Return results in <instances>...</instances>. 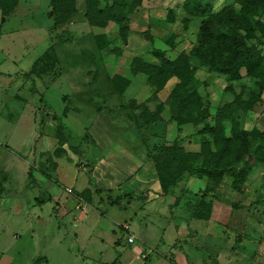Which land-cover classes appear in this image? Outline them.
I'll return each instance as SVG.
<instances>
[{
	"label": "rangeland",
	"instance_id": "obj_1",
	"mask_svg": "<svg viewBox=\"0 0 264 264\" xmlns=\"http://www.w3.org/2000/svg\"><path fill=\"white\" fill-rule=\"evenodd\" d=\"M50 1L21 0L17 19L6 24L0 41V162L8 159L13 167L12 176L3 170L9 162L0 167V179L6 183L0 197V264H37L39 257L46 258L39 264H105L122 252L129 254L130 264H186V259L189 264H264V163L252 167L238 191L231 188L229 176L218 182L195 178L188 183L187 178L195 176L187 175L184 188L189 193L181 195L177 188L170 196L161 192L155 202L144 203L145 194L159 190L150 158L156 147L176 142L197 152L203 142L214 143L213 136L201 134L202 126L192 123L202 110L214 115L236 97L255 99L253 111H238L233 117L253 143L264 132L260 75L243 70L240 80L230 82L203 67L196 56L203 23L223 17L229 8L240 11L247 0H202L199 16L188 13L187 0H127L126 41L113 22L104 27L88 25L87 0H76V14L56 25ZM99 2L105 9L112 0ZM255 19L264 21L260 10ZM14 29L18 33L11 34ZM171 37L173 50L167 45ZM51 43L60 77H26ZM250 43L262 50L264 67L263 44ZM155 49L166 51L172 60H187L195 70L188 91L202 106L192 115L179 113L172 104L171 93L179 79L172 78L156 93L144 74L130 73L134 59L162 65L153 55ZM114 76L129 80L124 93ZM140 104L160 115L161 121L147 127ZM60 129L64 145L59 144ZM118 145L143 162L138 171H144L145 182L136 181L135 174L124 178L128 168L136 166L129 167V162H116L115 168L110 162L101 165ZM30 166L34 183L28 177ZM95 167L100 179L114 176L118 187L98 191ZM215 194L237 207L219 202ZM177 198L180 202L175 205ZM75 203H86L88 210L80 223L69 218V207ZM203 203L207 204L204 215H209L206 221L215 225L211 229L191 222L195 208ZM132 235L136 241L131 245ZM140 248L147 251L140 255Z\"/></svg>",
	"mask_w": 264,
	"mask_h": 264
},
{
	"label": "trees",
	"instance_id": "obj_2",
	"mask_svg": "<svg viewBox=\"0 0 264 264\" xmlns=\"http://www.w3.org/2000/svg\"><path fill=\"white\" fill-rule=\"evenodd\" d=\"M20 0H0L1 22L0 31L15 11ZM202 0H187L185 8L190 15L199 16ZM99 0H87L86 20L92 27H104L109 22L115 23L121 30L124 41L128 36L130 20L124 15L127 0H112L111 4L101 9ZM53 17L56 25H63L76 14V0H51ZM138 3L134 4L131 12L135 11ZM264 15V0H247L240 11L229 8L222 16H213L203 23L198 40L196 56L201 65L211 72L224 75L230 82L242 78V71L250 75H260L261 90H264V67L263 52L258 46L250 43L258 40L264 46V21L255 19L258 11ZM260 37L262 41L259 40ZM171 50L175 48V38L167 41ZM107 46V42L102 45ZM153 55L158 58L162 65L156 66L139 59H134L130 66V73L137 76L140 73L147 77L148 84L156 88V93L165 88L172 78L180 82L171 93L172 104L181 114L192 115L202 106L200 99L188 91V87L194 81L195 70L191 68L187 60H172L166 51L155 49ZM1 73V72H0ZM52 75L53 80L60 77L59 59L54 46L49 47L39 57L30 73L26 77ZM113 81L124 93L129 85V80L114 76ZM33 89V93H36ZM256 106L255 99L243 100L236 97L232 102L219 109L214 115L208 109L202 110L198 118L192 119L196 128H200L201 134H209L214 137V143L205 141L199 152L187 151L179 143L165 144L156 147L150 153V158L155 163L157 177L162 190V196H168L179 188L181 195L189 193L185 186L187 175H194L199 179L208 178L221 181L225 177H231V188L235 191L241 189L246 182L249 172L256 163H264V132L258 134V140L253 143L248 132L241 130L240 123L233 115L238 112L253 111ZM141 116L147 127L161 121L158 114L151 113L144 104L138 105ZM230 125V135H228ZM181 132V129L178 130ZM59 144H65V137L59 130ZM241 165V166H240ZM34 167L29 169V180L34 183ZM98 191H102L98 189ZM5 187L0 179V197L4 194ZM204 193L203 196H207ZM219 202L233 207L235 203L222 200L219 194H215ZM115 202H119L116 200ZM180 199L177 198L175 205ZM203 205V206H202ZM202 206V207H201ZM196 207L193 213L195 219L208 220L209 215H204L207 204L203 203ZM205 207V209L203 208ZM45 257H39L35 263L39 264ZM172 264H176L171 261ZM113 264H121L114 262Z\"/></svg>",
	"mask_w": 264,
	"mask_h": 264
},
{
	"label": "crops",
	"instance_id": "obj_3",
	"mask_svg": "<svg viewBox=\"0 0 264 264\" xmlns=\"http://www.w3.org/2000/svg\"><path fill=\"white\" fill-rule=\"evenodd\" d=\"M20 3H21V0L19 1V4H18V6H17V8H16V11L10 16V17H8L7 19H6V22L4 23V25L2 26V29H1V31H0V41H1V39L4 37V31H5V26H6V24H8L11 20H13V19H17V15H18V12H19V6H20ZM50 4H51V1H50ZM51 8L52 7H50V9L49 10H51ZM52 11V10H51ZM88 23V22H87ZM89 25V24H88ZM15 31H17V29H14L13 30V32H11V34H15V33H18V32H15ZM51 46H54L53 45V43H51L50 45H48L45 49H44V51L42 52V53H40L41 54V56L43 55V53L49 48V47H51ZM55 47V46H54ZM55 50H56V47H55ZM56 54H57V52H56ZM41 56H39V57H41ZM58 56V55H57ZM38 57V58H39ZM38 58H36L35 60H34V62H33V64L32 65H34V63H35V61L38 59ZM32 68H33V66H32ZM0 72H2L1 71V68H0ZM1 74V73H0ZM73 114V113H72ZM14 122V121H13ZM42 138L43 137H40V140H42ZM46 140H47V137H46ZM42 142V141H41ZM9 146V145H8ZM10 147V146H9ZM10 150H12V147H11V149ZM188 151V150H187ZM197 152H199V151H197ZM108 161H107V160ZM122 161H124L125 163L126 162H129L128 164V166L130 167L131 166V164H133V165H136L134 168H128V172L129 173H132V174H126V175H124V178L125 179H127V180H129V178H130V176L131 175H133V174H135V176H134V179L136 180V181H144L145 182V180H147L146 178H145V174H144V171H138V168H139V166H140V164L142 165L143 164V162L142 163H139L141 160H140V158L138 157V156H135V155H133V154H131L125 147H122L121 145H118L116 148H114V150L108 155V156H104L103 158H102V161H101V165H107L108 166V163L110 162L111 163V165L114 167V164L116 165V162H122ZM8 162H9V164L10 165H8V166H6V165H4L5 163L6 164H8ZM1 166H3V167H5V169H3L4 171H6L7 172V175L8 176H12L11 175V172H12V170H13V167H12V162H10L8 159L6 160V161H3L2 163L0 162V167ZM31 167V166H30ZM33 167V166H32ZM115 168V167H114ZM8 169H10V170H8ZM30 169V168H29ZM132 171V172H131ZM137 171V172H136ZM99 172H100V169H97V167H95V170H94V173L98 176V178L100 179V177H99ZM29 174V173H28ZM156 174V173H155ZM116 176V175H115ZM157 176V175H156ZM195 178H197L196 176L195 177H190V178H187V180H188V183L190 182H193L194 180H195ZM157 179H158V177H157ZM197 179H199V178H197ZM2 182H3V185H4V187H5V189H6V186H5V182L3 181V179H2ZM101 184H104V187L103 188H99L98 186L99 185H101ZM120 184V182L118 181V182H116V180L114 179V176H113V178H110V179H106V180H103V179H100V181H99V185H97V189H101V190H103V191H109V190H114L115 188H117L118 187V185ZM105 186H106V188H105ZM139 186L141 187V186H143V185H141L140 183H139ZM158 188H159V190H156V192L157 193H153V192H149L148 194H145V197H144V203L145 204H150V203H153V202H155V198H159V193H161L162 191H161V187H160V183H159V180H158ZM185 189H187V190H190L188 187L187 188H185ZM148 190V189H147ZM71 191V190H70ZM190 192V191H189ZM156 194V195H155ZM160 195H162V193L160 194ZM189 195V194H188ZM187 195V196H188ZM168 196H170V195H168ZM147 197V198H146ZM139 198V197H138ZM86 204V203H85ZM85 204L84 203H75L72 207L70 206L69 207V218L74 222V223H80L82 220H85L86 218H87V216H88V210L86 209V207H85ZM68 214H63V216H67ZM193 220H195V221H198V222H202V223H204L205 225L207 224V226H208V228H212V227H215V225H213L212 226V222L211 221H206V220H201V219H195L194 217H192L191 218V222L193 221ZM123 226H125V225H123ZM176 226V225H175ZM128 227H129V225H126L125 226V229H128ZM129 230V229H128ZM132 236H134V235H132ZM135 237V236H134ZM136 238V237H135ZM164 242V244H166L167 245V242L166 241H163ZM117 243V245H118V243L119 242H114V247L116 248V247H119V245H120V243H119V245L118 246H116L115 244ZM129 243V242H128ZM132 245V244H131ZM139 252H140V255L141 254H144L145 253V251H147V250H145V249H143V248H140L139 250H138ZM148 256V254H146V255H144V258H146ZM176 259L177 260H179V257H176ZM129 254L128 253H121V254H119V257L114 261V262H120L121 264H130V263H128L129 261ZM189 260V259H188ZM187 259L185 260L186 261V264H189L190 262L188 261ZM114 262H107V263H105V264H113ZM172 263V262H171Z\"/></svg>",
	"mask_w": 264,
	"mask_h": 264
},
{
	"label": "built area",
	"instance_id": "obj_4",
	"mask_svg": "<svg viewBox=\"0 0 264 264\" xmlns=\"http://www.w3.org/2000/svg\"><path fill=\"white\" fill-rule=\"evenodd\" d=\"M135 241H136V239H135L134 236H130V237L128 238V242H129V244H134Z\"/></svg>",
	"mask_w": 264,
	"mask_h": 264
}]
</instances>
